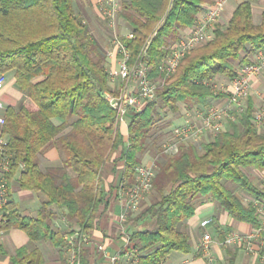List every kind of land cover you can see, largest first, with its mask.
Wrapping results in <instances>:
<instances>
[{"label": "trees", "instance_id": "16d2710c", "mask_svg": "<svg viewBox=\"0 0 264 264\" xmlns=\"http://www.w3.org/2000/svg\"><path fill=\"white\" fill-rule=\"evenodd\" d=\"M201 2L121 0L118 17L135 34L125 38L131 60L148 41L152 80L162 75L159 65L167 46L179 38L180 29L199 18ZM74 4L75 0H0V71L14 77L25 97L15 106L7 104L3 132L16 161L24 163L20 186L40 195L33 216L7 204L5 227L15 225L32 240L50 242L61 264L68 256L65 235L88 232L94 225L104 201L103 167L111 155L119 152L115 160L123 159L120 180L125 177L130 185L149 149L148 138L169 125L164 121L168 112L177 114L180 103L205 105L224 95L215 92L209 80L216 75L234 78L256 51L264 52V10L260 23H255L251 3L241 0L225 25L216 23L212 37L183 56L173 78L157 88L156 98L128 115L125 135L104 96L110 89L108 59ZM253 110L249 97L228 128L205 138L199 147L180 142L175 153L158 162L150 200L128 231L126 246L139 255L138 264H157L173 250H192L183 224L203 197L216 201L235 219L255 222L254 208L234 191L240 187L264 198L263 188L246 172L251 167L264 169V131L254 123ZM49 142L59 150L61 166H41L43 147ZM61 215L67 230L54 223ZM78 237L72 246L79 264H87V251ZM233 261L230 257L227 264ZM43 263L44 255L36 247L21 246L11 254V264Z\"/></svg>", "mask_w": 264, "mask_h": 264}, {"label": "built area", "instance_id": "2783aa9c", "mask_svg": "<svg viewBox=\"0 0 264 264\" xmlns=\"http://www.w3.org/2000/svg\"><path fill=\"white\" fill-rule=\"evenodd\" d=\"M226 1L213 0L212 4L205 6L201 17L191 26L190 32L167 46L168 52L159 65L162 75L160 78L152 80L149 77L148 41L140 53L131 60V53L125 43V38H134V32L131 29L124 33L115 30V20L118 17L121 0H97L99 13L106 25L113 28L107 38L106 46L103 48L107 59H114L107 65L110 89L104 91V96L116 111L119 124L127 126L128 115L131 112L140 111L146 102L156 98L157 88L170 80L183 56L212 37L213 27L218 22ZM263 68L264 52L258 50L253 54L252 61L239 66L238 74L231 79L230 90L224 89L228 98L227 103L223 106L211 103L194 105L192 107L193 114L187 111L184 123L172 127L170 135L163 144V151L168 154L175 153L180 142L191 141L206 134L215 135L223 129L222 123L225 117L233 118L243 112L246 98L251 89V78ZM11 77L6 71H0V240L7 223L6 205L9 202L11 191L10 173L15 167L19 168V173L24 169V163L16 161L14 158L3 132L7 104L3 101L1 93ZM263 119L264 102L253 110V121L256 125L262 123ZM153 176V163H140L135 167V178L130 185L127 186L125 177L120 180L116 187V194L124 200L121 219H126L129 211L137 209L140 200L151 191ZM248 205L254 208L256 215L252 230L244 233L229 231L223 239L219 240V243L223 246L243 248L245 251L253 253L264 263V198L254 197L251 204ZM209 220L208 218L202 220L201 226H205ZM77 236L83 243L89 240L88 232L74 231L72 234L65 235L69 244L66 264H79L72 246ZM212 240L211 235L204 231L199 248L207 256H209V246ZM96 247L98 250H102L104 245L98 243ZM127 254L130 259L128 264H138L139 255L135 250L129 249ZM114 258L116 257L114 256Z\"/></svg>", "mask_w": 264, "mask_h": 264}, {"label": "crops", "instance_id": "0c3cea01", "mask_svg": "<svg viewBox=\"0 0 264 264\" xmlns=\"http://www.w3.org/2000/svg\"><path fill=\"white\" fill-rule=\"evenodd\" d=\"M240 1L241 0L226 1L219 16L222 25H225L228 22L233 9ZM212 3L213 0H202V10L205 6ZM250 3L253 12V20L255 23H260L261 13L264 10V0H254ZM74 8L83 20L89 24L92 34L102 44L104 41L101 38V26L105 29L108 28L107 30H109L110 33L113 31V28L107 26L103 20L98 10L97 0H75ZM201 14L202 12L200 13L199 18L201 17ZM129 29L130 28L125 22H122L119 17L116 18V31L124 33ZM190 30L191 26L180 29L179 37L187 35ZM216 77H219L218 79L220 81L227 83L225 85L226 87H222V90H230L231 79L224 75H218L215 76V78ZM10 89L18 90V92L22 94L17 87L13 76L10 78L1 93L2 99L6 98V93H8ZM222 90L221 92L224 95L210 98L208 104L212 102L211 104L214 103L218 106L225 105L228 98L226 92H223ZM249 97L253 101L254 109L262 98L264 99V68L252 76L251 89L246 101ZM184 109L185 111L181 114L184 118L187 111L193 114L192 107L184 106ZM54 121L55 123L60 122L58 118H55ZM228 122V118L223 120V129L229 127ZM121 129L126 135L127 126L121 125ZM118 155L119 152L113 153L103 167L102 184L105 192L104 201L99 205L94 225L88 231L89 240L82 245V248L87 251V264H128L130 261L129 255L127 254L129 248H127L126 244L128 231L134 225L131 216L137 210L129 211L127 218L124 220L121 219V213L124 209V200L122 197H119L114 193L113 188L117 185V178H121L123 171V159L115 160ZM150 161L151 160H148V162ZM40 164L42 167L62 165L59 150L52 142L47 143L43 147ZM248 169L250 179L258 185L263 186L264 169L261 170L252 167ZM18 171L19 168L15 167L9 176L11 191L8 204L17 208L22 215L33 216L36 214L40 205V195L33 190L25 189L20 186V173ZM249 196H251V200L254 198L252 195ZM206 218L210 219L209 222L205 226H201L200 222ZM184 222L185 224L183 225L186 226L191 236L192 250L187 253L173 250L163 261L157 264H227L228 258L230 257L233 258L234 264H264L257 256L245 251L243 248L236 246H223L219 243V240L223 239L227 232L233 230L242 233L249 232L252 230L253 224L251 222L235 219L211 198L203 197V199L198 200L194 214L185 219ZM54 223L60 229L67 230L69 227L63 215L57 217L54 220ZM204 231L208 232L213 239L209 246V256L199 248ZM98 243L104 245L102 250L97 249L96 245ZM21 246H26L28 249H33L35 247L39 248L44 255L43 264H61L60 254L56 247L46 240L30 239L25 230L15 225L5 227L2 234L0 240V264H11V254ZM114 256L116 258L113 259Z\"/></svg>", "mask_w": 264, "mask_h": 264}, {"label": "rangeland", "instance_id": "374dc122", "mask_svg": "<svg viewBox=\"0 0 264 264\" xmlns=\"http://www.w3.org/2000/svg\"><path fill=\"white\" fill-rule=\"evenodd\" d=\"M217 23H220V20H218ZM107 29H105L103 26H101V30H102L101 38L104 41L102 44L99 42L101 47L102 46L105 47L106 42H107V38L111 34L109 32V30H107ZM111 31H112V29H111ZM203 45L204 44H201L200 46H197L196 49L202 47ZM112 60H114V59L108 58V62H112ZM114 65H115V63H114ZM216 76H218V75H216ZM218 78L219 77L215 78V76H214V77H212L209 80L210 84L212 85L213 89L216 92L217 91H221L223 89L222 87H226L225 85L227 84V83H224V82L220 81ZM222 91L224 92V90H222ZM6 94H7L6 98H3V101L6 104H11V105L15 106V105L19 104L20 101H23L25 99L23 94H20V92H18V90H15V89H13V90L10 89V91L8 93H6ZM263 102H264V99L262 98V100L257 104V106H259ZM180 104H181V108H180V110H179V112L177 114H172L171 112H168L165 115L164 121H170L169 125L166 126L165 128H163L161 132L158 131V132L154 133L147 140L149 149L146 150V152L142 155L141 163H153L154 172L156 170V166H157L158 162L162 161L165 158V154H168V153L163 151V144L166 141L167 137L170 135L172 127L174 125H179V124L184 123V117L181 114L185 111V109H184V106L182 105V103H180ZM190 111H192V110H190ZM226 118H228V120H231V119L232 120H236L237 115L234 116L233 118H230V117H226ZM226 118H224V119H226ZM228 124H229V122H228ZM256 126H258L260 128V130L264 131V119H263L262 123H260L259 125H256ZM213 136L214 135H212V134L210 136L206 134V135H204V137L200 136V137L194 138L191 141L187 140L186 142H192V143H194L195 145H197L199 147V144H200L201 141H203L205 138L210 139ZM148 160H151V161L148 162ZM246 172H247L248 175L250 174L249 173V169H246ZM119 182H120V177L117 178V185L119 184ZM262 185L264 186V182L262 183ZM263 186H260V187L263 188ZM234 191H236V193L241 196V198L243 199L244 203L251 204V201H252L250 199L251 196H249V194H247L243 189H241L240 187H235ZM151 193H152V191H150L148 194L145 195L144 198H142L140 200V202L138 204V208L136 209L137 211L131 216V219H133V223L135 222L134 216L140 211V209L144 205H146L149 202Z\"/></svg>", "mask_w": 264, "mask_h": 264}]
</instances>
